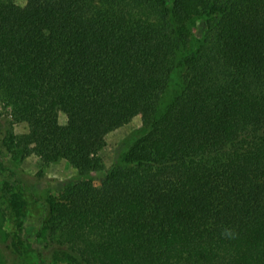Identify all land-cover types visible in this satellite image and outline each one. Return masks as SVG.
Listing matches in <instances>:
<instances>
[{
  "label": "trees",
  "instance_id": "obj_1",
  "mask_svg": "<svg viewBox=\"0 0 264 264\" xmlns=\"http://www.w3.org/2000/svg\"><path fill=\"white\" fill-rule=\"evenodd\" d=\"M167 1L0 0V261L28 264L12 166L37 154L80 174L41 219L43 251L66 264H264V0ZM137 115L121 161L91 176Z\"/></svg>",
  "mask_w": 264,
  "mask_h": 264
},
{
  "label": "rangeland",
  "instance_id": "obj_2",
  "mask_svg": "<svg viewBox=\"0 0 264 264\" xmlns=\"http://www.w3.org/2000/svg\"><path fill=\"white\" fill-rule=\"evenodd\" d=\"M25 3V0H19ZM172 0L161 4V9H166ZM216 2L210 1L200 6L196 11L197 22L193 27V35L199 38L202 34L201 20L208 17ZM174 81L179 80V70L172 75ZM170 94V93H169ZM166 97H168V95ZM7 108L0 105V183L5 178H11L1 165V160L7 158V149L4 147L2 138L10 128ZM65 121L64 115L61 116ZM14 130L22 133L28 130L25 123H17ZM143 131V118L141 115L135 116L130 122L119 127L106 135L105 145L100 149L95 157V165L90 175L95 178H101L109 172L113 164L120 162L124 153L130 148L133 141ZM13 169L21 181L25 195L29 201L28 212L24 217L25 228L22 232L23 247L29 252L27 258L28 264H66L64 261L57 259L51 253L43 251V225L42 217L47 215V199L54 194H58L66 185L76 180L80 174L66 160H59L50 163H44L37 154L27 156L25 159L13 164ZM13 218L9 219L6 226L8 229H14ZM37 249H41L43 255L36 260ZM36 250V251H35ZM0 264H8L7 260L0 261Z\"/></svg>",
  "mask_w": 264,
  "mask_h": 264
},
{
  "label": "clouds",
  "instance_id": "obj_3",
  "mask_svg": "<svg viewBox=\"0 0 264 264\" xmlns=\"http://www.w3.org/2000/svg\"><path fill=\"white\" fill-rule=\"evenodd\" d=\"M221 235L222 237L227 238V239H235L237 234L234 232L233 229L225 228L223 229Z\"/></svg>",
  "mask_w": 264,
  "mask_h": 264
}]
</instances>
